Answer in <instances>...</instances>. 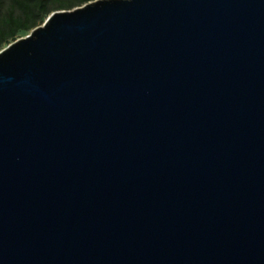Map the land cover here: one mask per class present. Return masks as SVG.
<instances>
[{
    "label": "water",
    "instance_id": "1",
    "mask_svg": "<svg viewBox=\"0 0 264 264\" xmlns=\"http://www.w3.org/2000/svg\"><path fill=\"white\" fill-rule=\"evenodd\" d=\"M0 264H264V0H95L1 50Z\"/></svg>",
    "mask_w": 264,
    "mask_h": 264
},
{
    "label": "trees",
    "instance_id": "2",
    "mask_svg": "<svg viewBox=\"0 0 264 264\" xmlns=\"http://www.w3.org/2000/svg\"><path fill=\"white\" fill-rule=\"evenodd\" d=\"M95 0H0V50L23 33L41 26L57 11H70Z\"/></svg>",
    "mask_w": 264,
    "mask_h": 264
},
{
    "label": "rangeland",
    "instance_id": "3",
    "mask_svg": "<svg viewBox=\"0 0 264 264\" xmlns=\"http://www.w3.org/2000/svg\"><path fill=\"white\" fill-rule=\"evenodd\" d=\"M30 33H31V32H30ZM30 33H23V34H21V35L19 36L18 39L24 38V37H26L27 35H29ZM18 39H17V40H18ZM5 47H7V46H5ZM5 47H3V49H4ZM3 49H1V50H3ZM1 50H0V51H1Z\"/></svg>",
    "mask_w": 264,
    "mask_h": 264
}]
</instances>
